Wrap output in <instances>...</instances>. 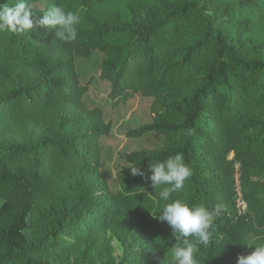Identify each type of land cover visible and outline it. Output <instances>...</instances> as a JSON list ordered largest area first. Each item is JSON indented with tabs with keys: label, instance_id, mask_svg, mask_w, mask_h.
<instances>
[{
	"label": "trees",
	"instance_id": "trees-1",
	"mask_svg": "<svg viewBox=\"0 0 264 264\" xmlns=\"http://www.w3.org/2000/svg\"><path fill=\"white\" fill-rule=\"evenodd\" d=\"M110 1L47 0L45 9L33 8L34 21L53 4L77 11L81 24L71 43L39 25L0 31V174L8 176L0 181V264H109L108 232L125 218L149 238L143 264H171L170 247L178 241L156 218L166 202L158 201L148 164L178 152L192 176L173 198L223 211L197 258L237 264L251 237L264 241V116L255 114L264 105V56L224 29L232 21L245 28L250 18L264 20L262 0H222L223 7L221 0H135L128 21L103 11ZM15 2L0 0V7ZM97 49L107 54L101 67L114 104L136 94L155 99L153 121L127 136L165 138L152 155L128 156L146 175L133 176L129 168L109 196L97 172L100 137L111 127L99 109L85 105L87 86L75 66L77 56ZM237 164L247 202L242 214L235 203ZM13 212L19 221L3 226Z\"/></svg>",
	"mask_w": 264,
	"mask_h": 264
},
{
	"label": "rangeland",
	"instance_id": "rangeland-1",
	"mask_svg": "<svg viewBox=\"0 0 264 264\" xmlns=\"http://www.w3.org/2000/svg\"><path fill=\"white\" fill-rule=\"evenodd\" d=\"M236 0H228V2ZM223 7L227 0L218 1ZM47 0H36L32 6L35 9H45ZM135 0H112L103 11L109 14H118L123 21L130 18L131 9L136 6ZM261 6L264 9V0ZM246 11L250 8H244ZM149 10V9H148ZM246 18V13H242ZM249 26L241 28L236 21L228 22L224 33L231 37L252 41L264 56V20L263 18L248 19ZM107 58L105 51L97 49L89 56H77L75 59L76 72L82 85L87 86L83 101L89 109H99L104 122L110 125V132L100 137L102 151L101 168L97 172V179L103 194L109 196L117 193L124 179L125 171L131 167L128 156L143 151L152 155L162 148L164 136L156 133H147L142 137H128L127 131L138 128L153 121L154 98L141 94L128 99L125 103L114 104L110 98L111 84L102 74V63ZM255 114L264 116V105L255 109ZM233 154L230 155V158ZM8 176L0 174V181H6ZM17 185L22 186L18 180ZM27 213V210H23ZM31 219L35 216L31 215ZM19 221V212H13L2 220L3 226H9ZM263 241L260 237H251L245 252L248 255L255 250V244ZM149 238L146 233L138 229V225L130 220L121 219L108 232L107 243L111 248L109 264H143L150 257L144 254ZM148 264V263H145Z\"/></svg>",
	"mask_w": 264,
	"mask_h": 264
},
{
	"label": "clouds",
	"instance_id": "clouds-1",
	"mask_svg": "<svg viewBox=\"0 0 264 264\" xmlns=\"http://www.w3.org/2000/svg\"><path fill=\"white\" fill-rule=\"evenodd\" d=\"M34 15L29 0H16L12 6L0 7V31L24 33L39 25L54 29L56 40L62 43H71L77 39L81 24V16L77 11L68 10L62 4H53L35 21L32 19ZM130 169L133 176L146 175L141 167ZM148 170L152 173L148 178L153 187L160 189L158 201L166 202L156 218L167 222L178 241L170 247L171 264H201L197 258L199 246L207 247L211 242V229L214 221L223 215L222 206L216 205L210 209L203 205L193 206L181 198H173V194L181 192L192 176V169L185 162L183 153L178 152L162 162L149 163ZM237 264H264V241L256 243L255 250L250 254L240 255Z\"/></svg>",
	"mask_w": 264,
	"mask_h": 264
},
{
	"label": "built area",
	"instance_id": "built-area-1",
	"mask_svg": "<svg viewBox=\"0 0 264 264\" xmlns=\"http://www.w3.org/2000/svg\"><path fill=\"white\" fill-rule=\"evenodd\" d=\"M235 203L236 208L239 214L245 213L247 211V202L244 199L243 188L240 181V172L239 165H236V173H235Z\"/></svg>",
	"mask_w": 264,
	"mask_h": 264
}]
</instances>
